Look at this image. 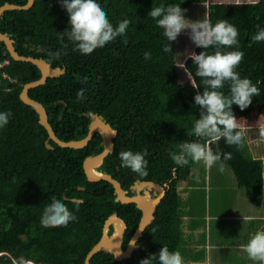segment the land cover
I'll list each match as a JSON object with an SVG mask.
<instances>
[{"label": "trees", "instance_id": "trees-1", "mask_svg": "<svg viewBox=\"0 0 264 264\" xmlns=\"http://www.w3.org/2000/svg\"><path fill=\"white\" fill-rule=\"evenodd\" d=\"M208 1L97 0L114 27L124 19L130 24L126 31L127 43L124 37H117L90 55L73 50L66 35L70 31L69 16L62 0H36L30 9L7 10L0 18L1 31L15 40L21 54L44 57L54 66L66 67L61 76L50 77L29 91L32 98L47 108L49 120L61 139L84 137L90 122L86 112L101 114L119 132L115 150L102 167L104 171L111 173L125 189L135 178L168 182L171 186L158 205L155 220L145 231L144 251L134 252L120 264H139L148 257L147 252L157 254L163 246L180 252L184 264H188L190 253L182 246L180 228L184 199L177 186L185 179L189 185L192 178L199 180L196 165H201L202 172L206 171L203 163L190 162L178 167L170 158L181 142L196 139L189 135L200 115L194 96L197 91L202 93L203 86L194 89L191 81L184 78V69L177 67L180 62L193 75L196 70L189 53L182 51L177 41L169 42L172 53L163 51L167 40L163 30L148 17L152 7L180 4L182 9H188L185 17L189 12L196 13L192 7L202 13L196 17L197 22L199 18L206 19L208 11L211 24L219 20L233 24L239 31V46L221 51L244 53L236 71L241 78H249L260 89V95L253 97L245 110L241 111L235 104L231 110L236 119L251 115L256 105L264 111V42L251 40L257 26L264 28V0L205 5ZM5 2L24 4L27 0H0V6ZM146 51L151 53L147 61ZM201 51L202 48L195 47L193 52ZM206 51L212 54L215 49ZM5 58L10 63L0 67V112H10L11 116L9 123L0 128V264H24L26 260L42 264H84L87 253L102 236L108 215L117 212L126 221L128 241L142 212L134 203L117 201L114 187L108 181L87 179L83 160L103 149L99 134L84 148L61 147L52 140L54 148H47L48 132L39 122L38 113L20 98L24 84L40 78L41 70L31 62L13 59L0 41V61ZM196 82L200 83L198 77ZM81 88L86 89V98L78 101L76 94ZM222 91L228 94L227 84ZM239 131L244 138L241 148L228 146L223 139L212 143L211 148L213 152L232 154L225 166L233 170L238 184L245 188L248 202L263 206V161L253 157L246 133L240 127ZM145 150L146 177L121 167L119 152L143 153ZM70 198L83 199V202ZM53 199H61L77 217L67 227L41 226L43 209ZM227 227L233 234L241 229L234 223H228ZM91 264L119 262L100 250Z\"/></svg>", "mask_w": 264, "mask_h": 264}, {"label": "clouds", "instance_id": "clouds-1", "mask_svg": "<svg viewBox=\"0 0 264 264\" xmlns=\"http://www.w3.org/2000/svg\"><path fill=\"white\" fill-rule=\"evenodd\" d=\"M212 2L216 1L209 0L205 5ZM62 7L66 9L69 16L70 31L66 35L73 44L74 51H78L82 55H90L94 50L103 48L117 37H124V43H127L126 31L130 21L124 19L119 22L118 26L114 27L97 0H62ZM186 11V9L181 8L180 4H168L167 6L152 7L148 13V17L155 21L156 27L163 30V35L167 40V44L163 48L164 52L172 53V46L169 42L176 41L185 29H190L189 38L195 47L203 49L199 54L195 52L188 54V58L195 65L194 75L188 72L184 63L179 62L177 65V67L184 69L192 87L199 89L202 85L203 91L202 93L197 91L194 96V105L199 108L200 115L194 121L189 135L196 139L181 142L178 151L170 153V158L178 167L187 166L190 162L203 163L207 169L218 165V170L223 172L225 162L232 159V154L230 152H213L211 144L223 139L228 146H235L237 149L243 146L244 138L239 131L238 120L231 108L235 104L241 111L245 110L251 105L253 97L260 95V89L249 78H241L236 71L244 58L242 51H221L222 48H233V46L238 48V29L227 20H219L214 25L211 24L208 22V11L205 21L190 22L184 15ZM257 29L256 34L251 37L252 42H264V28L257 26ZM208 48H214L215 51L209 54L206 51ZM50 55H58V53H50ZM150 58L151 53L146 51L144 53L145 61ZM9 63L10 59L5 58L2 62L0 61V67ZM197 77L200 81L199 84L196 82ZM86 81L87 78H85ZM226 84L228 86L227 95L222 91ZM85 92L86 89L81 88L76 94V99L83 101L86 98ZM92 112H86V115ZM96 114L103 117L101 114ZM10 116V112H0V128H4L9 123ZM87 116L90 117V126L92 117ZM103 120L105 123H109L104 117ZM96 134L103 136L100 132H96L94 136ZM261 138H264V130L261 131ZM201 140L204 142L201 143ZM146 155L147 150L143 153L121 151L118 158L121 161V167L146 177L148 175ZM184 183L187 184V189L188 186H196L194 184L189 185L190 182L187 179L182 180L177 186L181 195ZM76 219L73 211L61 199H53L44 207L40 224L44 228L67 227L70 222ZM152 231L154 232L155 229ZM135 243V240H130L129 244ZM240 248L247 254L249 260L257 262V264H264V231L253 234L248 242L241 245ZM147 255L148 257L142 259L139 264H184L180 252L169 251L166 246H163L157 254L153 251L147 252ZM122 261L117 260L119 264ZM31 262L28 261L27 264Z\"/></svg>", "mask_w": 264, "mask_h": 264}, {"label": "water", "instance_id": "water-1", "mask_svg": "<svg viewBox=\"0 0 264 264\" xmlns=\"http://www.w3.org/2000/svg\"><path fill=\"white\" fill-rule=\"evenodd\" d=\"M36 0H27L24 4L5 2L0 6V18L3 16L7 10H26L30 9ZM0 41L3 42L10 53V56L17 61H27L36 65L41 70V77L27 82L24 84L23 89L20 93L21 100L33 106L36 112L39 115V122L46 128L48 132V139L46 140V146L49 149H53L54 145L50 142L51 140L60 145L61 147L66 148H82L90 143V140L96 132H100L103 137V150L96 155L88 156L83 163V167L86 173V176L89 181L97 182L106 180L111 183L114 187V192L116 194V200L121 203H134L142 211V216L137 226L135 232L133 233L130 240H135V244L126 243L125 247H122L123 238L126 234V229L128 227L126 221L119 216L117 212H113L108 215L104 221L103 233L101 238L93 245L86 255L84 264H91L93 256L98 253L100 250H105L110 255L114 256L116 260L122 261L126 258L132 256L134 249L137 246L138 239L143 235L144 231L150 226V224L155 219V212L157 210L158 204L162 201L165 194V188L160 183L153 180H144L137 181L136 185L139 187H148L146 188V194L138 195H129L124 189L122 183L116 179L112 174L101 172L98 169L102 167L106 158L109 154L113 153L115 143L114 139L118 133L117 129H114L111 124L105 123L103 117L97 115L96 113H87L92 117V121L89 126V131L87 135L82 139L74 140H63L61 139L55 129L53 128L51 122L49 121V113L44 104L32 98L29 95L31 88L37 87L47 82L50 77L61 76L66 72V67L53 66L47 59L44 57H36L33 55H24L21 54L15 45V40L5 32H2L0 29ZM138 188V187H137ZM83 189V187H80ZM154 190L155 193H159L158 196L154 197L150 190ZM148 190V192H147ZM73 201L83 202L82 199L72 198ZM113 227V228H112ZM113 229V230H112ZM112 230V232H111ZM32 264H42L33 262Z\"/></svg>", "mask_w": 264, "mask_h": 264}, {"label": "rangeland", "instance_id": "rangeland-1", "mask_svg": "<svg viewBox=\"0 0 264 264\" xmlns=\"http://www.w3.org/2000/svg\"><path fill=\"white\" fill-rule=\"evenodd\" d=\"M216 2L220 1H225V2H253L256 0H215ZM205 7V6H204ZM194 11H196L195 14H192L189 12L186 16V19H188L190 22H197L196 17L200 14L197 11V8L192 7ZM191 8V9H192ZM207 7H205L204 11L206 10ZM188 10V9H186ZM202 15V13L200 14ZM200 21H205V19H200ZM190 29H185L182 31V33L178 36L176 41L179 43V48L184 51L191 53L195 50V45L194 43L190 40ZM184 78L188 79V76L186 73H184ZM238 120V125L240 128L243 129V131L247 135L248 139V145L250 146L253 155H257L262 157V161L264 164V138H261V131L264 130V111L261 110L259 105H256L253 107V110L251 112V115L247 117H242V118H237ZM259 157V158H260ZM201 165H196V170L197 173L200 174V178L197 181H192V184H200L206 189V186H210L211 191L208 193L206 191H209V188L207 190L201 189H194L193 190V195L190 198L195 197V202L191 204H195L199 210H202L205 206L209 207L210 205V196L217 197V202L219 204L218 206V213L223 214L225 213L224 216H214L213 222L216 223V226L214 227L215 230L222 232L226 227L228 223H235L238 227H242V225L245 227L247 226L246 224L241 225L240 221H232L230 220L233 218V215H228L226 214L230 210L232 211H237V212H244L246 209H251L255 213H262L264 214V205L263 206H250L251 204L248 202L246 193H245V188L241 187L238 182L237 178L233 172V170L225 166V170L223 172H220L218 170V165L212 167L211 169H207L206 171H201L202 168L200 167ZM211 173V174H210ZM210 174L208 177L209 179L207 180V176ZM212 176V179L210 177ZM187 184L184 183L182 185V188H184ZM148 188V187H145ZM141 189V188H140ZM150 190V189H149ZM196 192H198L196 194ZM196 197L201 198V199H196ZM203 198V199H202ZM211 206V205H210ZM228 215V216H227ZM194 217V214L193 216ZM262 222L256 221L255 222V230L258 226H260ZM230 227V226H229ZM227 227V228H229ZM230 229V228H229ZM254 229V228H252ZM258 232V231H256ZM186 241L185 243H188L190 241L189 235L188 238H185ZM222 239H226L225 241H230L232 239L231 236L228 234H222V236H219V238H216L217 245H219L222 242ZM247 255V254H246ZM229 256V255H228ZM236 256H240V254H236ZM234 259V258H233ZM206 262H202V264H207ZM239 261H233L232 263H218L216 262L215 264H240ZM28 262L26 261L24 264H27ZM23 264V263H20ZM32 264V263H30ZM191 264H197L195 262ZM241 264H245L243 261Z\"/></svg>", "mask_w": 264, "mask_h": 264}, {"label": "crops", "instance_id": "crops-1", "mask_svg": "<svg viewBox=\"0 0 264 264\" xmlns=\"http://www.w3.org/2000/svg\"><path fill=\"white\" fill-rule=\"evenodd\" d=\"M253 157L256 159L262 158L260 156L257 157V155L255 154L253 155ZM210 174H208L207 180L209 179L208 177L210 176ZM210 179H212V176L210 177ZM210 186L211 185L206 186V189H204L202 185L198 184L196 186H188V189L186 186L182 190L184 203L181 206L180 210V228L181 234L183 232L182 246L184 248H187L190 253L187 255L188 264H191L193 262L202 264V262H206L205 260L208 261L207 264H215L216 262L232 263L234 260L239 261L240 264L242 263V261L245 264H256V262H253L247 258L246 253L241 250L240 246L246 244L250 237L256 233V231H264V214L255 213L251 209H249V207L244 212L230 210L226 213L228 215H233V218H231L230 220L240 221L241 225L243 223L247 226H240L241 229L236 230L235 234L229 232V228H225L222 232L215 230L214 227L216 226V223L213 222L214 216L219 217L225 215V213H218L219 204L216 199L217 197L209 195V202L211 206H205L202 210H199V208L195 204H191L195 202V197L190 198L191 196H195L193 195L194 189L199 190V188H201L207 190V188H209V191H206L209 193L211 191ZM197 193L198 192H196V194ZM196 199L199 200L201 198L196 197ZM250 206L253 205L251 204ZM193 214L194 217H192ZM256 221H261L262 223L255 230L254 224ZM224 233L231 236L232 239L228 242L225 241L226 239H222V242L217 245L216 238H219V236H222V234ZM188 235L190 241L188 243H185V238H188ZM194 253L197 254L196 258L194 256ZM236 254H240V256H236ZM26 261L28 262L30 260Z\"/></svg>", "mask_w": 264, "mask_h": 264}, {"label": "flooded vegetation", "instance_id": "flooded-vegetation-1", "mask_svg": "<svg viewBox=\"0 0 264 264\" xmlns=\"http://www.w3.org/2000/svg\"><path fill=\"white\" fill-rule=\"evenodd\" d=\"M101 136V135H100ZM94 137V136H93ZM93 137H92V139H93ZM91 139V140H92ZM116 139V138H115ZM115 139H114V143H115ZM90 140V141H91ZM103 140H104V138H103V136H101V140H100V144L103 146V148H104V145H103ZM116 144V143H115ZM115 148V147H114ZM103 150V149H102ZM101 150V151H102ZM115 150V149H114ZM100 151V152H101ZM100 152H98V153H95V154H91V155H96V154H99ZM88 156H90V155H87L85 158H84V160L88 157ZM84 160H83V163H84ZM102 167H104V165L102 166ZM102 167H100L98 170L99 171H101V172H106V171H104V169L102 168ZM84 168V167H83ZM84 172H85V170H84ZM106 173H108V172H106ZM86 174V173H85ZM109 174H111V173H109ZM87 177V176H86ZM88 179V178H87ZM137 181H144V179H139V178H135V180H134V182H132L130 185H129V187H128V189H126V191H127V193L129 194V195H132V196H134V195H138V194H143V195H145L146 194V188L144 187H139V185L137 186L136 185V182ZM153 181H155V180H153ZM157 182V181H156ZM161 185H163L164 186V188H165V194H164V196H163V198L165 197V195H166V193H167V191L168 190H170L171 189V186H170V184L168 183V182H165V183H160ZM138 187V188H137ZM141 188V189H140ZM125 189V188H124ZM179 188H177V190H178ZM150 193L154 196V197H156V196H158L159 195V193L157 192V193H155V191L154 190H150ZM69 199V198H68ZM76 199H79V198H76ZM70 200H72V198H70ZM83 200V199H82ZM79 202V201H78ZM161 203V202H160ZM159 203V204H160ZM158 204V205H159ZM158 208V207H157ZM142 212V211H141ZM139 225V224H138ZM113 228V227H112ZM137 228V227H136ZM136 228H135V230H136ZM113 230V229H112ZM112 230H111V232H112ZM127 230H128V227H127V229H126V234H125V236H124V240H123V242H122V247L124 248L125 247V245H126V242H129V240L131 239V237H132V235H133V233L135 232H133L132 234H130L131 236L129 237V239H128V241H127ZM144 235H145V231H144V233H143V235L138 239V241H137V246H136V248L134 249V251H133V253L134 252H136V251H138V252H142V251H144V249H145V245H143V241H145V239H143V237H144ZM48 264H54V263H48Z\"/></svg>", "mask_w": 264, "mask_h": 264}, {"label": "bare ground", "instance_id": "bare-ground-1", "mask_svg": "<svg viewBox=\"0 0 264 264\" xmlns=\"http://www.w3.org/2000/svg\"><path fill=\"white\" fill-rule=\"evenodd\" d=\"M31 263H33V262H31Z\"/></svg>", "mask_w": 264, "mask_h": 264}]
</instances>
